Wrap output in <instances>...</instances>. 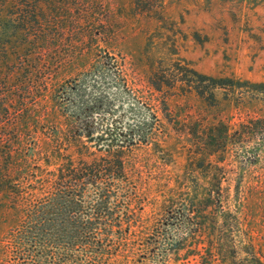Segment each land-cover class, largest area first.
<instances>
[{
	"label": "rangeland",
	"instance_id": "374dc122",
	"mask_svg": "<svg viewBox=\"0 0 264 264\" xmlns=\"http://www.w3.org/2000/svg\"><path fill=\"white\" fill-rule=\"evenodd\" d=\"M116 3L108 0L109 14L87 15L79 27L53 29L48 49H39L38 56L54 93L44 96L34 89L25 94L30 113L41 115L43 133L54 125L53 110L75 117L100 136L84 138L93 151L97 145L143 140L131 161L144 178L146 210L154 199L162 201L176 191L191 195L210 189L220 199L222 212L206 222L211 257L201 247L207 235H191L194 224L187 222L184 206H178L153 219L156 241L137 264H231L247 243L264 261V130L246 122L264 118V99L237 107L217 91L211 104L194 93L183 94L177 85L159 91L151 85L159 82L151 68L171 81L185 66L213 77L264 81V0H164L161 21L131 14ZM105 17L112 26H106L107 36L93 42L75 39L86 28L103 31L97 18ZM16 54L0 69V82L18 65ZM6 80L1 89L17 96L19 91ZM38 85L44 89V83ZM242 122L247 126L241 129ZM237 128V135L229 137ZM4 200L0 196V264H38L15 249L19 222ZM179 238L185 243L175 251L171 244Z\"/></svg>",
	"mask_w": 264,
	"mask_h": 264
},
{
	"label": "trees",
	"instance_id": "16d2710c",
	"mask_svg": "<svg viewBox=\"0 0 264 264\" xmlns=\"http://www.w3.org/2000/svg\"><path fill=\"white\" fill-rule=\"evenodd\" d=\"M56 1L59 3L0 0V69L8 65L13 51L20 60L13 70L4 73L7 83L19 94L10 96L0 85V116L4 117L0 133V196L13 208L19 222L20 242L15 249L32 256L38 264H137L139 256L156 241L153 219L184 206L187 222L194 224L191 235H207L201 247L211 257V233L206 222L211 223L212 214L222 212L214 192H171L162 201L154 199V206L146 210L144 178L131 161L133 150L143 140L97 145L93 151L86 140L100 136H93L91 128L77 124L75 117L53 110L54 125L43 133L46 128L41 115L30 113L33 109L24 102L25 94L34 89L43 91L44 96L54 93L53 86L48 87L49 76L41 74L38 56L39 49H48L53 29L79 27L90 14L93 19L96 14H109L105 7L108 0ZM123 1L118 0L116 5L131 14H145L157 21L163 18L164 0ZM107 19L97 18L103 31L96 34L86 28L75 39L93 42L107 36L106 26L112 29L105 24ZM151 69L159 79L151 85L158 91L163 86L177 85L183 94L194 93L211 104L217 100L216 92L221 91L223 99L237 107L264 99V81L213 77L188 66L179 68L180 72L167 81L166 73ZM5 79L0 84H6ZM41 82L44 89L38 85ZM17 102L20 105L15 106ZM246 122L264 130V118L252 117ZM247 124L242 122L241 129ZM216 128L213 127L215 133L221 136V130ZM224 129L227 135V125ZM238 130L229 137L237 135ZM216 141L220 144L219 139ZM184 243L179 238L171 246L176 251ZM7 248L9 254L14 251L10 245ZM240 252L243 255L238 259L233 256L231 264H264L253 244H245ZM200 257L206 258L202 254Z\"/></svg>",
	"mask_w": 264,
	"mask_h": 264
}]
</instances>
